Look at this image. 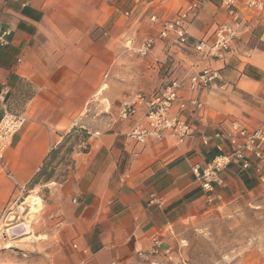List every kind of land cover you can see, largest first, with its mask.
<instances>
[{"label":"crops","instance_id":"obj_1","mask_svg":"<svg viewBox=\"0 0 264 264\" xmlns=\"http://www.w3.org/2000/svg\"><path fill=\"white\" fill-rule=\"evenodd\" d=\"M190 2L0 0V90L7 88L8 108L25 117L0 159V223L63 134L72 127L88 133V147L75 148L66 178L44 184L42 209L55 224L37 241L57 244L52 264L140 263L170 239L177 222L260 185L252 168L231 164L215 188L220 200L210 204L191 167L227 149L225 141L204 143L203 136L227 131L235 120L264 124V0L252 10L240 7L239 35L222 59L193 49L199 39L212 41L227 20L222 0H204L189 24L191 46L174 48L163 64L168 46L150 16L170 17ZM149 36L155 43L141 55L136 49ZM202 67L218 70V77L201 91L186 92L172 109L190 115L192 99L204 103L190 138L137 142L125 135L131 122L111 120L112 110L105 114L116 102Z\"/></svg>","mask_w":264,"mask_h":264},{"label":"built area","instance_id":"obj_2","mask_svg":"<svg viewBox=\"0 0 264 264\" xmlns=\"http://www.w3.org/2000/svg\"><path fill=\"white\" fill-rule=\"evenodd\" d=\"M203 2L204 0H191L188 5L179 8L167 18L150 16V20L159 24L158 38L164 40L168 46L163 64L168 63L174 48L181 50L191 46L189 24L198 16ZM222 4L227 12V20L217 25L214 39L209 43L199 39L193 44L194 51L201 57L224 58L225 53L231 49V43L239 35V27L244 18L240 7L252 10L261 6L262 2L261 0H222ZM4 34H8V31ZM0 42L5 43L2 36ZM154 43L155 38L149 36L136 50L139 54L146 55ZM217 77L218 70L202 67L188 75L182 74L169 79L164 86L150 93H136L131 99L120 103L115 121L131 122L125 135L137 142H144L148 138L162 139L165 136L181 142L194 135L193 120L202 121L204 103L192 99L193 108L190 110V115L185 114L182 109L172 111L174 104L186 92H198L207 88ZM7 95V88L0 90V159L11 143L12 137L25 121L22 113L8 108ZM211 139L225 141L226 151L216 154L204 165L194 164L191 167V174L204 191L207 202L220 200L221 195L215 188L223 185L222 173L231 164L242 171L252 168L259 181H264V124L247 127L239 120H235L231 122L229 130H219L210 136H203L204 143H208ZM155 252L154 248L150 254Z\"/></svg>","mask_w":264,"mask_h":264},{"label":"rangeland","instance_id":"obj_3","mask_svg":"<svg viewBox=\"0 0 264 264\" xmlns=\"http://www.w3.org/2000/svg\"><path fill=\"white\" fill-rule=\"evenodd\" d=\"M114 104L105 113L111 116L110 111H114L111 120L116 117L119 102ZM69 145L74 150L82 145L80 136L72 138L66 146ZM63 152L64 149L56 159L62 156L54 170L57 178L70 170L67 164L73 152L71 156ZM47 192L43 183L27 186L7 207L0 223V264H52L49 260L57 244L51 240L42 247L37 241L43 230L55 224L54 217L42 209ZM152 255L135 264H264V181L255 189L243 190L219 209L177 222L170 239Z\"/></svg>","mask_w":264,"mask_h":264},{"label":"trees","instance_id":"obj_4","mask_svg":"<svg viewBox=\"0 0 264 264\" xmlns=\"http://www.w3.org/2000/svg\"><path fill=\"white\" fill-rule=\"evenodd\" d=\"M77 131L80 132L79 135L73 134ZM78 136H80V140L82 142V149H86L88 147L86 143V139L88 136L87 131L84 129L78 128V127H72L68 132L63 134L62 139L49 150L42 165L39 167L37 172L33 175V177L31 178L27 186L28 187L34 186L39 183L46 184L51 181H54V182L63 181L66 178L68 172L65 171L64 173H61L59 175L61 176V178L54 177V170L56 166L58 165V163H60V161L62 160V156L59 157L58 161H56V159L58 158L59 153L62 151V149H64V152H63L64 154L69 153L71 156V153L73 152L72 150L74 149L72 148L71 145L69 146H66V145L72 138H76ZM69 158H70L69 164H67V166L71 169L73 166V158L71 157Z\"/></svg>","mask_w":264,"mask_h":264},{"label":"bare ground","instance_id":"obj_5","mask_svg":"<svg viewBox=\"0 0 264 264\" xmlns=\"http://www.w3.org/2000/svg\"><path fill=\"white\" fill-rule=\"evenodd\" d=\"M31 209V208H30Z\"/></svg>","mask_w":264,"mask_h":264}]
</instances>
